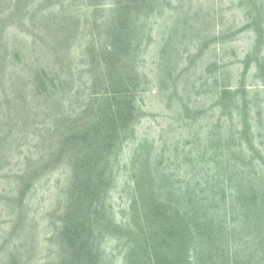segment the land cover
I'll return each mask as SVG.
<instances>
[{
	"label": "trees",
	"instance_id": "obj_1",
	"mask_svg": "<svg viewBox=\"0 0 264 264\" xmlns=\"http://www.w3.org/2000/svg\"><path fill=\"white\" fill-rule=\"evenodd\" d=\"M38 1L10 2L9 7L13 8L10 18L26 19L29 15L34 20L31 5ZM96 1L99 16L108 14L104 15L107 19L98 17L90 23L92 29L90 37L84 35L85 45L81 44L83 36L77 41L79 66L73 73L59 67V63H63L61 58L66 61L65 54L59 55V50L55 51L57 63L46 60V64L43 51L37 53L29 49L28 54L16 52L18 63H14L9 48L0 45L3 50H0V75L14 65L24 73L18 80L23 88L13 89L20 84L11 78L13 83L7 86L15 94L18 105V109L9 108L12 137H8V141L29 135L41 140L40 146H35L32 162L24 166L21 162L17 164L18 172L13 180L17 183L18 200L22 202L27 197L42 175L54 171V164L59 162V159L49 160L57 158L52 156L54 150L61 156L68 154V162L64 165L70 171L67 205L60 219L61 226L52 237L58 244L57 264H264V1L246 2L248 23L241 32L254 31V46L253 52L243 60L244 70L237 75L238 80L227 83L225 79L219 81L216 74L212 75V84L200 85L213 95L210 108L185 112L186 117L196 119L208 111L218 112L219 123L208 125L210 142L215 146L216 142L221 145V140H228L229 150L223 156H228L232 164L228 161L224 168L222 162H218L222 155L211 156L214 165L200 164L206 167L202 183L186 176L181 177L180 184L171 165L162 168L161 164L159 167L152 164L151 168L149 163L139 161L134 165L135 191L139 194L134 200L132 214L139 227L130 234L127 229L115 225L100 206L110 184V155L133 136L131 129L138 121V101L150 84L141 69L145 62L142 56L155 40L156 23L148 18L155 10L161 13L171 5L167 0H112L106 8ZM7 21L0 18V40L8 29ZM74 35L65 34L60 42L68 43ZM254 61L257 65L253 66ZM50 69L54 71L52 77L48 74ZM250 70L255 78L263 79L252 84V89L246 84ZM71 78L73 82L82 80L84 92L75 94L76 104L68 110L64 102L59 106L57 101H63L70 94L68 80ZM42 99L45 102L35 106L34 103ZM12 111L17 122L11 117ZM5 119L7 121L6 115ZM3 121L2 115L0 124ZM221 122L236 138L233 146L229 144L234 141L230 136L223 137L214 129L216 125L224 128ZM255 126L258 130H254ZM204 142L192 144L195 143L202 158H208L210 153ZM47 146H51L48 153L45 152ZM232 147L235 150L232 151ZM213 153L212 150L211 155ZM191 174L198 178L199 172ZM8 207L12 209L13 205L8 203ZM140 225L153 228L151 234ZM107 236L120 239L126 236L125 242L119 240L123 248L118 256H114L113 250L100 246L99 238ZM1 252L9 258L0 264H28L24 263L23 252L4 251V248Z\"/></svg>",
	"mask_w": 264,
	"mask_h": 264
},
{
	"label": "rangeland",
	"instance_id": "obj_2",
	"mask_svg": "<svg viewBox=\"0 0 264 264\" xmlns=\"http://www.w3.org/2000/svg\"><path fill=\"white\" fill-rule=\"evenodd\" d=\"M14 1L16 0H0V18L8 20L6 22L8 29L2 35L5 37H1L0 45L9 48L10 59L18 63V53L28 54L29 49L37 53L43 51L44 63L46 60L57 63L55 51L59 50L61 53L59 55L65 54L66 57V61L65 58H61L63 63H59V67L61 66V70L63 67L65 70L70 69L72 73L74 68L79 66L77 46L80 45H77V41L83 36L81 44L85 45V36L90 37L92 29L90 23L98 17L104 18V15H108L99 16L96 0H39L37 4L31 5V10L34 9L35 18L32 15L34 20H31L29 15L26 19L23 17L11 19L10 13L12 14L13 8L9 5ZM22 1L33 3L35 0ZM111 1L98 0L99 3L106 5V8L110 6ZM167 1L171 6L163 3L166 6L164 10L161 13L155 10L153 16L148 18L150 22L156 23L153 34L155 40L142 56L145 62L141 69L142 73L148 76L150 84L147 86L148 91L144 92L138 101V121L131 129L133 136L124 141L121 149L110 155L112 164L108 177L110 184L106 187L100 206L109 219L115 225L127 229L128 234L136 232L139 227L132 219L135 211L133 203L139 194L135 191L134 165H138L139 161L149 163L151 168L152 164H157V167L161 164L162 168L171 165L179 176L176 181L180 184L181 177L186 176H191L194 182L199 179L202 183L206 172L203 169L206 167L200 164L208 162L209 165H214L215 163L211 164V156L222 155L218 162L221 161V165L227 167L230 158L224 157L223 154L229 150L228 140H221V145L216 142L214 146L210 142L212 136L208 132V125L218 122V112L208 111L199 119L186 117L185 112L187 109L210 108L214 101L213 95L210 90L202 89L200 85L206 82L212 84L210 78L214 74L219 81L225 79L227 83H234L238 80L237 75L244 70L242 63L246 55L253 52L254 31L245 29L241 32V28L248 23L245 15L248 0ZM262 17L264 19V15ZM70 33L75 35L68 43L62 44L60 41L63 36ZM162 50H165L166 54L162 53ZM17 66H9L4 75H0V119L3 115L5 121V126L4 121L0 124L2 148L0 159L3 158L0 166V249L23 252L24 263L57 264L58 244L52 237L61 226L60 219L67 205L70 171L64 165L68 162V154L61 156V153L54 150L52 156L57 158H48L52 162L59 159V162L54 164V171L42 175L27 197L22 202L18 200L19 193L15 189L17 183L13 180L18 172L17 164L21 162L24 166L31 163L32 154L36 151L35 146H40L41 140L34 136L31 138L29 135L27 138L18 136V140L8 141V137H12V131H9L11 130L9 108L15 110L18 109L16 108L18 105L15 94L7 86L13 83L10 78L18 81L24 74ZM48 74L52 77L54 71L50 69ZM253 74L250 70L247 75L248 87L263 80L255 78ZM71 79L68 80L71 86L70 94L63 101L62 99L57 101L59 106L64 102L65 109L68 110L70 106L76 104L75 94L78 91L81 94L84 92L80 83L82 80L73 82ZM19 82L21 81H18V84ZM19 87L23 88V84L13 89ZM44 102L42 99L34 104L39 106ZM11 117L17 122L18 118L14 111ZM186 122L189 124L186 125ZM221 123L224 128H218L216 125L214 129L219 130L223 137L230 136L234 141H229V144L233 146L236 138L229 134L226 124ZM256 126L254 130H258ZM259 140L256 141L258 145ZM196 141L207 144L208 154L210 153L208 158H202V155L198 154L195 143L192 144ZM50 147L47 146L45 152L48 153ZM212 150L214 153L211 155ZM140 154L141 159L138 158ZM230 163L232 164V161ZM192 172H199L198 178H195ZM170 176L173 178V173ZM190 181L188 178V185ZM8 203L13 205L12 209L8 207ZM140 226L147 234H151L153 228ZM124 239L126 236L123 239L107 236L99 238V242L102 249L113 250L114 256H118L119 250L123 248L119 240L125 242ZM24 247L25 249H22ZM8 258L7 254L0 253V261Z\"/></svg>",
	"mask_w": 264,
	"mask_h": 264
}]
</instances>
